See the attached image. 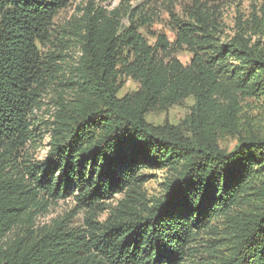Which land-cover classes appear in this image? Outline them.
Listing matches in <instances>:
<instances>
[{"label": "trees", "instance_id": "1", "mask_svg": "<svg viewBox=\"0 0 264 264\" xmlns=\"http://www.w3.org/2000/svg\"><path fill=\"white\" fill-rule=\"evenodd\" d=\"M70 1L0 0V264H264V12L237 18L228 34L219 9L194 0L173 18L174 42L160 34L152 44L138 26L90 8L76 98L40 160L26 148L58 66L42 47ZM122 77L138 91L119 97ZM188 98L183 122L147 120ZM229 136L237 142L226 151ZM159 169L169 174L164 193L149 197L148 171ZM67 196L84 224L35 226ZM212 231L217 243L199 244Z\"/></svg>", "mask_w": 264, "mask_h": 264}, {"label": "rangeland", "instance_id": "2", "mask_svg": "<svg viewBox=\"0 0 264 264\" xmlns=\"http://www.w3.org/2000/svg\"><path fill=\"white\" fill-rule=\"evenodd\" d=\"M194 0H71L54 18L53 40L51 45H44L42 52L51 51L58 57L57 71L51 80V85L46 89L41 101L42 106L34 111V137L26 148V152L36 159L46 158L51 143L54 140L55 130L58 128L65 105L76 98V90L72 87V80L77 76L81 58V33L84 31V17L92 7H101L107 15L116 16L124 27L135 25L146 39L155 44L160 34H164L174 42L176 32L174 17L185 16V10ZM209 4L219 9L222 21L229 34L236 26V19H247L253 13L264 12V0H206ZM176 55L185 63L190 62L191 55L185 49L176 51ZM123 87L118 96L134 93L140 88V82L131 77H122ZM195 103L194 98L171 106L165 111H151L146 114L147 120L155 125L170 122L172 124L183 122L189 116ZM236 137H224L220 140L221 147L231 151L236 145ZM153 177L144 186V191L149 197L160 196L164 193V182L169 175L163 170L148 171ZM125 195L117 194L115 198L106 200L109 209L100 215L105 220L110 210L116 207ZM86 212L80 209L77 201L70 196L58 199L49 204L44 210L38 212L35 226L52 224L57 219L65 218L74 226L84 224ZM16 228L8 235L10 241L18 233ZM219 234L212 231L202 235L199 244H216ZM209 257V254H205Z\"/></svg>", "mask_w": 264, "mask_h": 264}]
</instances>
